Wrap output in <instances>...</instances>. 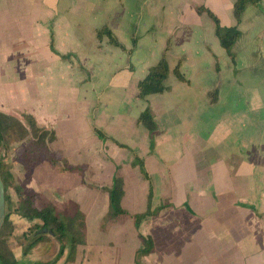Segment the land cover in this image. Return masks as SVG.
<instances>
[{
    "label": "crops",
    "instance_id": "crops-1",
    "mask_svg": "<svg viewBox=\"0 0 264 264\" xmlns=\"http://www.w3.org/2000/svg\"><path fill=\"white\" fill-rule=\"evenodd\" d=\"M234 2L0 0V110L21 119L24 114H32L38 124L56 131L54 150L73 164L88 166L85 183L80 173L62 171L41 155L24 183L26 170L21 157L31 138L12 143L8 151L0 143V157L4 156L11 164L15 182L23 184L24 193L41 192L57 203L73 199L85 212L87 243L78 247L75 261L62 264H138L135 256L142 246L140 233L151 235L155 245L150 254L142 257V264H160L161 256L162 264H264V90L246 91L239 79L238 66L239 58L249 54L240 44L253 29L259 38L254 37L249 46L257 48L252 52L264 57V39L259 35L264 32V10L260 8L264 0L248 2L239 22ZM198 6L211 8L222 24H238L241 29L232 48L234 61L227 52L231 58L226 69L229 73L225 74L219 59L225 48L216 34V22L207 10L200 11ZM129 8L144 17L141 20L144 32L127 34L122 41L118 37L120 17ZM89 9L92 13L109 9L116 17L93 27L98 50L117 46L122 50L117 52L120 55L129 51L134 55L141 47L155 45L154 41H147V35L157 26L162 24L168 34L154 55L142 60L139 66L134 60L128 65L111 66L107 77L110 82L118 79L116 85L95 84L88 89V83L97 81L86 63V59L94 60V56L81 57L65 46L68 39L81 46L83 40H79L81 36L76 31L81 29L80 17ZM104 24L123 46L110 41L107 35L97 36V29ZM169 34L179 36L184 47L190 44L194 49L193 67L205 74L203 81L209 76L218 78L198 90L195 104H189L183 96V102L174 98L178 89L196 87L181 69L184 56L178 54L172 60L173 49L167 45ZM164 53L170 64L166 80L170 90L151 94L146 100L138 98V81ZM95 56L99 58V52ZM177 65L186 81L174 73ZM80 69H84L86 76L81 75ZM148 104L158 124L154 133L138 122ZM184 113L191 115L186 118ZM97 130L105 137H100ZM183 139L189 142L184 143ZM136 155L142 159L148 177L140 166H134ZM118 166L125 178L122 205L130 213L148 208L151 190L152 209L167 203L160 213L141 222L135 234V247L129 232L114 238L111 232L101 231L92 239L89 215L80 199L87 192L103 191L105 212H96L95 219L100 226L109 209L108 193L101 187L111 185ZM92 173L102 176V183L90 182L88 177ZM127 174L134 181L138 177L145 181L148 194L144 208L125 206ZM177 192L181 193L178 200ZM60 193H64L62 199ZM13 216L15 222L26 224V232L32 222L17 214ZM104 234L110 238H104ZM92 244L93 250H85ZM121 245L125 249L120 250L122 253L117 250ZM23 247L15 254L18 264L52 259L41 257V261H33L37 248L25 253ZM83 251L86 255L81 254ZM58 261L55 264H60Z\"/></svg>",
    "mask_w": 264,
    "mask_h": 264
},
{
    "label": "trees",
    "instance_id": "trees-1",
    "mask_svg": "<svg viewBox=\"0 0 264 264\" xmlns=\"http://www.w3.org/2000/svg\"><path fill=\"white\" fill-rule=\"evenodd\" d=\"M259 1L260 0H235L234 14L238 22L241 20L242 13L247 3H257ZM197 8L200 11L207 10L214 18L216 22V34L220 43L234 61L235 53L232 48L241 34V29L238 24L224 25L220 17L211 8L205 6H198ZM103 35H107L110 41L122 45L107 24L97 29V36L101 38ZM133 41L136 43V35L133 36ZM174 73L180 80L186 81L185 76L180 71L179 65L175 67ZM169 74L170 64L164 53L156 63L150 65L145 77L138 81V98L146 100L147 96L151 94L163 93L170 90L171 87L166 84ZM213 99H215V97ZM138 122L151 133L158 130L157 121L149 104L140 113ZM97 132L100 137H105L100 130H97ZM29 137L31 141L21 157L26 170L24 183L30 178V172L37 165L41 155H45L53 165L59 166L62 171L78 172L83 177L85 176L88 168L86 164H73L66 156H62L58 151L52 148V143L57 138V133L54 129H48L38 124L32 114H24L23 119H21L0 110V143L3 144L6 151H8L12 143L23 141ZM151 147H154L153 140L151 142ZM133 164L134 166H140L144 175L148 177L144 168V163L139 156H135ZM120 167L121 166L117 167L111 185L101 187L108 193L109 198V209L102 220V230L109 229L114 223L125 221L127 217H134L136 227H139L145 218L157 215L167 206V203H163L157 208L152 209L151 199L153 192L151 190L149 193L148 208L143 212L135 214L130 213L129 210L122 205V199L125 194V178L119 172ZM0 174L5 183L7 201L6 219L0 233V264H18L15 252L10 245V237L15 231V222L11 217L12 214H17L32 222L28 230L23 234L26 240L23 247L25 253H28L39 242L48 239L49 235H53L60 243L59 252L54 258L49 261L35 264H55L65 254L66 250L68 251L67 260L71 262L75 261L78 247L80 245H85L88 239L86 214L82 210L79 202L69 199L65 203H57L41 192L32 191L24 193L23 184H16L12 173V166L5 161L4 156L0 157ZM84 182L87 183L85 177ZM89 186L95 187L94 184H89ZM10 188L16 190L15 192L18 194L17 200L11 197ZM139 235L142 239V246L136 251L135 261L138 264H142V257L150 254L154 250L155 245L151 235H144L141 233Z\"/></svg>",
    "mask_w": 264,
    "mask_h": 264
},
{
    "label": "rangeland",
    "instance_id": "rangeland-1",
    "mask_svg": "<svg viewBox=\"0 0 264 264\" xmlns=\"http://www.w3.org/2000/svg\"><path fill=\"white\" fill-rule=\"evenodd\" d=\"M260 8L264 10L263 3L260 5ZM129 9L130 11L125 12L123 16L120 17V21L122 22L123 25L120 22L121 28L118 29L120 30V32L118 33V37L122 39V41H123V38L127 37V34L133 35V33L140 34L141 32H144V26H143L144 22L141 21L142 19H144V17H142L141 15H138L137 12H134V13L131 12L133 8H129ZM108 10L109 9L105 11H97V13H92L90 9L89 11H86V15L80 17L81 24H79V26L81 29H79L80 31H76V33L81 36L79 37V40L80 39L83 40L81 42V46H80V43H75L76 40L68 39L66 42L65 47L68 50H72V49L76 50L81 55V57L83 56L87 57L90 55L94 56V60L86 59V63H87L88 68L90 69V72H92L95 75L97 81L95 83H88V86H89L88 89L92 85L95 86V84L99 85V84L110 83L111 85H116L117 81H119L118 79L116 80L113 79L114 81L112 80L113 82L112 81L110 82V80L107 77L108 76L107 71H109L111 66L128 65L131 63V60L132 61L134 60L139 66L142 60H145L148 56L154 55V51H157V48L159 46H162V38H165V36L168 34V32L165 29H162V24L157 26V29H155L154 31L150 32L149 35H147V41L148 42L154 41L155 45H153V47H147V46H144L143 48L141 47L138 53H135L134 55H132V53L129 50H128L129 52L127 53L125 52L124 54L120 55V53H117V52H119V50L120 51L122 50L120 47H117V46L111 47L110 50L109 49L98 50L97 48L98 46L96 44L97 43L96 34L93 30V27L97 25L98 23H102L104 21L112 20V18H116L113 15H111ZM257 33L258 32L255 31L254 29L253 31H248L243 38L244 39L243 41L245 42L240 44L241 47L244 46V49L248 51L249 54L245 56L244 58H241V59L239 58L238 66H240L241 68V71L239 73V79H241L244 87L246 88V91L247 90L253 91L254 88H260L261 91L263 92L264 90V57H262V54L260 55L256 52H252V51H257V48L253 50L249 46L251 44L249 41L254 39ZM261 34H262V39H264V32H261L259 35ZM148 36L149 37L151 36V38H149ZM257 36L255 37V39L259 38ZM176 37L177 36L175 35L172 36L169 34V37L167 39L168 41L166 39H164V41H167L168 42L167 45H169L173 49V51H171L172 60H176L178 54H181L182 56H184V60H183L184 63L183 65H181V69L186 76H189L190 78L193 79V85H195L196 88L190 89V90L189 89L188 90L178 89L175 93L174 98L178 102L179 101L183 102L185 98L189 101V104H195V102L197 101L198 95H199L197 93L198 90H201L200 88L203 85L214 83V81H216L218 78L215 76H212V77L209 76L210 78L208 77L206 81L205 80L203 81V78H205V74H202L200 71L198 73L196 71V68L193 67V60H194V55H195L194 49L190 47V44L187 47H184V45H182V39L179 36L178 38ZM238 49L240 48L238 47ZM262 50L263 48L261 49V51ZM223 51L224 52L221 54V57L219 59L222 65H224L223 69L226 74V73H229V71H226V69L227 67H230L229 65L231 63V58L229 57L225 49H223ZM96 52H99L100 54L99 58L95 56ZM172 65H175V62L172 63ZM80 71H81L80 73L82 76H86V72L84 71V69H80ZM205 72H206V69H205ZM108 90L110 89L108 88ZM195 95H197V97H195ZM181 96H183L182 97L183 100H181L182 99ZM184 115L187 118L188 116L191 115V113H188V114L184 113ZM183 142L186 143L189 141L183 139ZM131 173L135 174V171H131ZM126 177H127V183H128V186H127L128 194L125 199V206L128 207L129 209L144 208L145 200L147 199V194H148L145 181L141 180L140 177H138L136 181H134V177L128 176V174ZM88 179L90 182H96V183H102L101 181H103L102 176L100 178V175L98 176L94 173H92L88 177ZM15 191L16 190L14 188H10L11 197L14 200H17L18 194ZM178 191H180V189ZM62 194L64 193L59 194L60 197ZM158 195L159 193L157 194L155 201L158 200ZM180 195L181 193L179 192L175 193L176 200L179 199ZM80 199L82 201V205L85 211H87L89 215L90 231H91L92 239L96 237L97 235L101 234L102 232H107V233L111 232L114 238L116 237V235H121V234H125V232H129L127 234L131 236L130 238L131 240L134 241V247H135V242H136L135 234L140 230L141 224L139 225V227H136L134 217H127V219L123 222L114 223L112 226H110L111 228V229L109 228L110 230L109 229L102 230V222H100V226H99V220H95V219H97L98 217V216L96 217V212L97 214L100 212H102L103 214L105 212V200H104L105 194L103 193V191L100 190L94 193L87 192ZM136 206H141V207H136ZM13 217L17 218L16 216H13ZM25 227H26V224H22V222L20 221L15 222V231H14V234L10 237V245H11V248L14 250L15 254H16V251L18 250L20 251L21 246L25 245L26 243V240L23 237L24 235H22L25 232L24 231ZM143 227H142V230H143ZM104 236H106L104 238H110L108 234L106 235L104 234ZM121 247L122 245L118 246L117 250L119 252H121L120 250L125 251V249H122ZM34 248H37V251L35 253L33 261H39L42 258L49 260L51 258H54L56 256V253L59 252L60 243L57 241V239L53 235H49L48 239L41 241V243L35 246ZM87 248L88 249H85V250H93L94 245L93 244L92 246L89 245ZM66 252L67 254L63 255L58 261L60 262V264H62V262L64 263L70 262L67 260L68 251L66 250ZM81 254L86 255L85 251L81 252ZM33 261H31V263H33ZM158 263L162 264V256L160 257V261Z\"/></svg>",
    "mask_w": 264,
    "mask_h": 264
},
{
    "label": "water",
    "instance_id": "water-1",
    "mask_svg": "<svg viewBox=\"0 0 264 264\" xmlns=\"http://www.w3.org/2000/svg\"><path fill=\"white\" fill-rule=\"evenodd\" d=\"M6 212H7L6 187L2 179V176L0 174V233L6 219Z\"/></svg>",
    "mask_w": 264,
    "mask_h": 264
}]
</instances>
